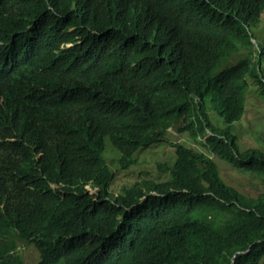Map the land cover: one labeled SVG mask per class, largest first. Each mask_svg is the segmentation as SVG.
Returning <instances> with one entry per match:
<instances>
[{
  "label": "trees",
  "instance_id": "1",
  "mask_svg": "<svg viewBox=\"0 0 264 264\" xmlns=\"http://www.w3.org/2000/svg\"><path fill=\"white\" fill-rule=\"evenodd\" d=\"M263 12L264 0H0V264H24L21 245L36 264H264V152L239 151L209 118L239 122L249 80L264 103ZM169 129L262 192L170 144L165 180L111 193L107 141L127 170Z\"/></svg>",
  "mask_w": 264,
  "mask_h": 264
},
{
  "label": "rangeland",
  "instance_id": "2",
  "mask_svg": "<svg viewBox=\"0 0 264 264\" xmlns=\"http://www.w3.org/2000/svg\"><path fill=\"white\" fill-rule=\"evenodd\" d=\"M252 32V35L255 36L264 34V12L261 14L260 20L253 28ZM253 46L254 49H259L257 41H255ZM242 55L243 54H234L230 59H236L238 56ZM256 70L259 73L258 65ZM262 101L257 86L249 80V89L246 93L245 113L239 122H234L225 126L222 120L218 116L216 117L212 112H209V118L213 125L219 128L226 127L228 132L235 136L239 151L254 149L264 152V103ZM167 141L169 144L164 143L155 145L147 150L140 149L139 153L133 159V163L135 164L127 170H122L120 168L119 153L113 149L107 141L104 158L114 177L109 189L111 193H119L123 187L131 186L135 182H139L143 179L153 181L165 180L163 173L157 169V165H172L174 163L176 149L174 150L169 147L170 144H182L188 148L192 147L196 150L204 151L216 164L220 177L224 183L229 187L235 188L245 196L255 198L262 192V186L257 179L237 173L227 163L214 157L202 149L197 143L190 140L187 134L178 133L174 129H169ZM240 253L241 252H237L236 254ZM19 254L23 258L24 264H36L38 255L32 246L21 245ZM234 258L231 259V263Z\"/></svg>",
  "mask_w": 264,
  "mask_h": 264
},
{
  "label": "bare ground",
  "instance_id": "3",
  "mask_svg": "<svg viewBox=\"0 0 264 264\" xmlns=\"http://www.w3.org/2000/svg\"><path fill=\"white\" fill-rule=\"evenodd\" d=\"M255 41H257L256 39H254L252 36H251V43L254 45Z\"/></svg>",
  "mask_w": 264,
  "mask_h": 264
}]
</instances>
